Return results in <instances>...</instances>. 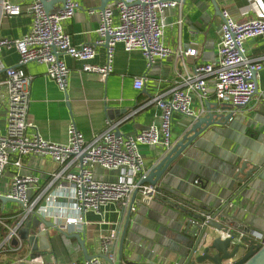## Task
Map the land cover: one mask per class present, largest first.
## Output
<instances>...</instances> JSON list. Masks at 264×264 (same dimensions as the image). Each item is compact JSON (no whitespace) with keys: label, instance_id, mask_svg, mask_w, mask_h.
<instances>
[{"label":"crops","instance_id":"crops-1","mask_svg":"<svg viewBox=\"0 0 264 264\" xmlns=\"http://www.w3.org/2000/svg\"><path fill=\"white\" fill-rule=\"evenodd\" d=\"M22 5L24 11L30 0H14ZM80 8L73 18L63 23L65 32L70 35L75 46L92 45L98 39L100 26V11L102 0H75ZM217 9L227 11L237 22L250 20L254 13L250 8V0H215ZM264 5V2H263ZM62 7L56 5L54 11ZM212 0H185L182 9H168L164 12L163 44L173 50L174 54L156 60L151 67L140 51L127 52L123 44L115 48L113 73L107 78L98 74L82 72V62L69 56L61 59L71 69L67 92H62L55 82L46 76V66L40 63H30L23 67L26 75L31 78L29 90L28 123L31 127L27 134H39L45 140L54 144L68 143V130L74 124L83 134L86 141H92L102 134L106 128V120L119 124L117 131L123 135H135L151 125H159L162 112L156 105L149 102L154 97L164 95L170 97L177 81L187 75H192L194 68L199 65L218 63V46L222 37V16L217 13ZM91 11H95L91 13ZM182 20L180 24L179 21ZM33 27V18L26 11L18 17H5L0 23V38L19 39L30 32ZM247 56L253 60L264 58L263 38H254L246 41ZM190 49H196V56H186ZM182 52L180 57L176 52ZM179 56V57H178ZM0 59L5 67L17 66L19 55L14 49H4ZM107 62L106 48H97V56L93 64L102 66ZM137 78H144L142 90L134 88ZM5 74L0 73V127L4 129L8 123L9 98L1 83ZM208 98L202 99L196 93L191 94V108L198 116L208 113L207 102L212 110L219 103L215 94V77L207 78ZM256 95L251 104L233 114V123L220 127L221 134L214 133L212 140L205 149H199L192 160L202 168L214 172L217 166L225 167L227 160L236 150L241 149L246 154L247 146L264 147V69L257 79ZM135 113V114H134ZM220 113V112H219ZM134 114V115H133ZM229 112H223L226 116ZM133 115V116H132ZM191 118L182 114H174L172 120V141L185 132V127ZM140 154L144 165L151 166L163 147L161 145H140ZM243 161V159H242ZM241 161V162H242ZM59 166L50 156L30 155L22 159V167L16 168L12 164L7 168L0 184V194L9 192L12 178L20 173L32 175L39 179V187H43L51 174L59 170ZM219 173V172H218ZM97 179L110 181L117 178L118 172H105L95 169ZM189 187L194 191H201V175H194ZM259 189L254 190L245 199V205L235 204V211L247 221V227L263 235L264 238V181H260ZM233 194L225 190L220 199L223 203ZM31 196L35 191L30 192ZM140 195L136 197L137 211L132 213L125 236L124 250L129 244L138 243L142 251L149 253L156 246L159 253L163 252L162 244L173 239L172 231L167 224L168 209L161 200L154 198L149 203H140ZM11 202V201H9ZM16 203V202H15ZM196 204H198L196 202ZM21 206L16 203L8 206L0 199V264H29V256L36 253L29 245L16 248L6 237L18 225L23 217ZM87 224L75 228L85 240V249L88 255H99L101 239L116 229L120 214L115 206L107 207L103 215L87 214ZM28 218L32 219L33 216ZM4 232V235H2ZM73 232V233H74ZM70 236V235H69ZM60 234L53 229L49 230L51 256L40 264H84L85 252L78 239ZM121 245V235L117 244V252ZM43 252V251H42ZM39 252L37 254H43ZM49 254V252H46ZM126 260L123 259V262ZM104 264H108L104 261Z\"/></svg>","mask_w":264,"mask_h":264},{"label":"built area","instance_id":"built-area-1","mask_svg":"<svg viewBox=\"0 0 264 264\" xmlns=\"http://www.w3.org/2000/svg\"><path fill=\"white\" fill-rule=\"evenodd\" d=\"M182 2L110 0L105 10L99 13L101 22L95 43L75 46L63 23L73 18L80 8L77 1L68 0L57 11L47 13L40 0H30L25 11L14 0H0V23L5 17H18L26 11L33 18L32 30L21 38H0V54L4 49H14L19 55L14 67H5L0 59V73L5 74L1 85L9 98L8 123L4 129L0 127V184L11 164L21 168L22 159L30 155L50 156L60 168L51 174L43 187L38 186L37 177L17 173L11 180L9 192L0 194V197L18 202L23 212L18 225L6 237L7 242L17 236V228L29 216L38 217L42 231L53 229L46 228L48 222L53 223L60 233L71 235L76 233L75 228L88 223V213L103 215L107 207L115 206L120 214L116 229L102 237L100 254L85 260L84 264H104L105 260L100 256H105L108 264H117L116 251L122 227L127 214L137 211L135 193L138 191L140 203H149L159 194L156 187L141 185L148 170L140 154V145H161L170 150L174 145V114L191 119L199 117L191 108V94L208 98L207 78L210 76L215 77L217 100L231 107L229 113H238L251 104L257 95L256 81L264 69V58L250 59L245 43L259 37L264 40V0H250L254 16L245 22H237L227 11L222 12L218 63L196 66L192 75L177 81L170 97L160 95L151 99L149 104L158 106L162 112L158 126L151 125L128 136L119 133V124L108 119L106 130L88 142L71 124L67 144H54L39 134H27L31 127L28 123L31 78L26 75L24 66L34 62L45 65L47 78L62 92H67L71 75L62 55L82 62V72L107 78L114 70L115 48L123 44L127 52L140 51L151 67L156 60L174 54L163 44V16L168 9L181 12ZM179 23H182L181 19ZM99 47L106 48L107 52V62L102 66L92 63ZM196 53V49H190L185 55L194 57ZM176 55L181 57L183 53L176 52ZM143 87L144 78L135 79L134 88L140 91ZM96 167L105 172H118L117 178L110 181L97 179ZM31 191H35L34 196L30 195ZM253 235L257 243L264 245L262 234L254 231ZM50 256L36 253L29 256L28 263L40 264Z\"/></svg>","mask_w":264,"mask_h":264},{"label":"water","instance_id":"water-1","mask_svg":"<svg viewBox=\"0 0 264 264\" xmlns=\"http://www.w3.org/2000/svg\"><path fill=\"white\" fill-rule=\"evenodd\" d=\"M40 1L49 13L56 5H64L68 0ZM109 2L102 0L99 11L103 12ZM212 4L217 9L215 0H212ZM217 11L222 16V12ZM256 94H259L258 89ZM210 105L207 102V115L189 121L185 132L170 150L163 148L154 164L146 167L148 176L141 182V185L156 187L159 192L156 199L173 210V213L167 212L166 215L173 239L161 245L162 253L158 252L156 246L146 253L138 243H134L126 248V254L125 236L132 214L129 212L120 234L121 245L116 251L117 264H264V245L254 240V231L246 226L245 218L235 211V204L245 205V199L259 189L260 181H264V147L248 145L246 154H242L241 149L236 150L229 156L225 167L217 166L214 172L193 163L196 151L205 149L214 133L221 134L220 127L233 123L232 113L225 117L220 115L228 113L231 107L218 105L212 110ZM196 174L206 181L205 185L202 180L198 182L201 191L197 192L189 187ZM225 190L233 191V194L223 203L220 199ZM137 196L138 191L134 200ZM0 199L3 202H16L4 197ZM40 224L38 217H27L17 228L12 245L16 248L29 245L34 253L43 251L40 255L46 252L52 254L49 231H42ZM45 226L60 233L53 223L47 222ZM69 237L78 239L84 248L85 260H89L92 256L86 252L83 237L77 233ZM100 257L108 262L105 256ZM123 259L126 261L123 262Z\"/></svg>","mask_w":264,"mask_h":264},{"label":"rangeland","instance_id":"rangeland-1","mask_svg":"<svg viewBox=\"0 0 264 264\" xmlns=\"http://www.w3.org/2000/svg\"><path fill=\"white\" fill-rule=\"evenodd\" d=\"M54 10V9H53ZM96 170H101L99 167H96ZM103 173H105V171H103V170H101ZM4 203H6L8 206H11V205H13V204H16L15 202H13V201H11V202H9V201H6V202H4Z\"/></svg>","mask_w":264,"mask_h":264}]
</instances>
